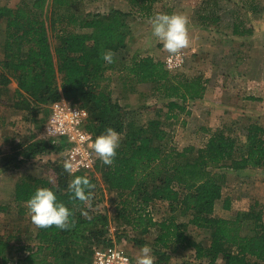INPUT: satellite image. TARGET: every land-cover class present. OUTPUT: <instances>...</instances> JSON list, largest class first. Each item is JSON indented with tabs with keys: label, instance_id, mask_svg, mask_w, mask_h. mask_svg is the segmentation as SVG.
Wrapping results in <instances>:
<instances>
[{
	"label": "trees",
	"instance_id": "trees-1",
	"mask_svg": "<svg viewBox=\"0 0 264 264\" xmlns=\"http://www.w3.org/2000/svg\"><path fill=\"white\" fill-rule=\"evenodd\" d=\"M126 1L131 7L130 12L115 9L106 14L92 13L83 17L68 12V0H35L31 8L27 4L14 9L0 6V25H4L3 31L0 30V35H4L1 85L6 88L0 90V101L15 81L17 89L12 106L27 112L31 121L42 128L49 119L51 105L65 96L74 95L82 102L78 105L88 110L87 129L94 138L108 128L120 134L121 144L114 163L106 166L98 159L95 172L102 176L109 190L133 198L131 203H122L120 219L139 229L144 236L151 229L158 231L153 245L154 264H173L167 251L193 247L197 249V259L210 257L209 264H216L220 257L224 264H264V212L258 203L235 219L214 217L227 179L221 170H264V126L257 123L248 126L247 145L239 156L236 155L237 140L222 129L212 132L203 128L210 137L197 154L193 147L181 152L172 148L167 150L163 145L167 133L161 128V113L140 128L125 132L121 116L124 110L112 93L102 87L108 73L119 64H123L121 79L132 91L139 85L156 87L155 92L168 102L169 119H177L178 113L185 111L178 101L185 104L203 100L208 82L203 76L173 74L163 61L152 56H136L131 65L126 66L123 55L131 37L127 19L134 14L150 19L155 15V6L163 0ZM62 8L65 14H61ZM199 18L204 27L219 22L214 16ZM233 32L237 36L252 34L240 22ZM108 50L114 53L111 64L102 60V54ZM39 115H42L41 119H38ZM20 146H25V142L14 150ZM51 151L62 152V146L38 140L24 151L13 153L6 161V168H19L25 159ZM21 156L24 159H20ZM94 173L72 174L64 170V164L56 163L51 166V179L27 177L15 184L13 196L18 206L26 205L37 188H50L58 200L72 210L74 222L73 227L63 231L55 227L37 228V245H22L24 254L15 264H83L91 259L95 249L93 244H99L98 247L112 245L103 240L107 234L108 216L91 211L100 189ZM75 176H84L93 185L90 206L70 199L68 186ZM159 202L168 204L172 214L162 221L153 220L149 211ZM225 208H230L229 202ZM178 210L192 213L191 222L211 232L209 247L204 248L187 236L174 219ZM246 223L253 226L250 235L242 234ZM135 242L140 246L145 244L143 239ZM9 249L13 250L14 246L1 239L0 264H11Z\"/></svg>",
	"mask_w": 264,
	"mask_h": 264
},
{
	"label": "rangeland",
	"instance_id": "rangeland-1",
	"mask_svg": "<svg viewBox=\"0 0 264 264\" xmlns=\"http://www.w3.org/2000/svg\"><path fill=\"white\" fill-rule=\"evenodd\" d=\"M35 0H0V6L16 8L27 4L32 7ZM69 13L87 16L92 13L106 14L118 9L130 12L131 7L126 0H68ZM61 9V14H65ZM185 14L189 18L190 44L181 50L185 56V63L177 75L186 77L203 76L207 82V92L203 100L188 101L185 111L178 113L179 118H170L167 101L163 100L150 84L139 85L132 91L124 85L121 75L123 64L108 73L102 82L116 103L123 109L122 120L125 122V132L140 128L161 113L160 121L167 133L163 145L167 150L193 147L196 151L203 149L210 137L203 128L214 132L216 129L225 130L237 140V156L247 145L248 126L257 123L264 126V0H163L155 6V15ZM214 16L219 22L214 26L204 27L200 18ZM129 25L131 37L125 51L124 63L130 66L134 57L152 56L163 62L171 56L163 45L152 35L149 19L138 14L130 17ZM240 22L243 28L252 31L248 36L234 34V26ZM0 30L3 31L4 25ZM4 35H0V59H2L1 45ZM0 90L6 89L1 85ZM17 83L13 81L0 101V240H8L14 246L8 250L11 264L23 255L22 245H37V227L31 222L27 205L18 206L14 200L15 184L27 177L51 179V166L56 163L64 164L61 151H51L37 155L33 159H25L19 168H6V161L13 153L24 151L29 145L38 140H46L44 128H39L31 121V115L16 110L13 105L14 92ZM5 97V98H4ZM255 98L252 100L251 98ZM65 100L81 104L78 97L69 95ZM127 113V115H126ZM173 115V114H171ZM168 116V117H167ZM29 117V118H28ZM39 115L38 119H41ZM41 125V124H40ZM25 142V146L17 147ZM22 158V156L20 157ZM227 176L223 186L222 199L216 203L214 217L235 219L238 214L247 213L258 203L264 212V170L247 169L232 171L223 169ZM99 181V191L92 203L91 211L103 212L109 218L105 228L107 234L103 240H108L123 248L135 261L142 246L136 244V239H143L144 245L152 249L158 236L156 229H151L147 235H141L139 229L128 225L118 217L126 201L131 203L133 198L122 197L120 193L111 191L102 180L100 174L94 173ZM229 202V209H226ZM123 203V204H122ZM135 206L137 205L134 203ZM131 206V204H128ZM153 220L162 221L172 214L168 204H155L151 208ZM176 222L195 243L207 248L211 244V232L206 228H198L191 220L192 213H174ZM243 235H250L253 231L251 223L244 224ZM99 244H93V249ZM143 245V246H144ZM169 250L167 254L173 264H209L210 257L197 259L195 247ZM154 256V253H153ZM156 257L154 256V261ZM216 264H224L221 257Z\"/></svg>",
	"mask_w": 264,
	"mask_h": 264
},
{
	"label": "clouds",
	"instance_id": "clouds-1",
	"mask_svg": "<svg viewBox=\"0 0 264 264\" xmlns=\"http://www.w3.org/2000/svg\"><path fill=\"white\" fill-rule=\"evenodd\" d=\"M149 24L152 35L162 43L164 50L171 56L178 55L181 50L189 46V18L185 14L158 13L149 19ZM113 57L114 53L111 50L102 54V60L107 64L113 63ZM120 144V134L108 128L105 133L95 138L91 148L104 165L111 166ZM64 170L69 173L73 171L71 161L64 162ZM92 187L93 185L86 177L75 176L68 186L70 199L90 206ZM26 205L31 222L38 229L46 230L55 227L63 231L73 227L72 210L64 202L58 200L56 193L50 188H37L26 201ZM83 214L87 216V213ZM135 264H154L150 246L144 245L140 248Z\"/></svg>",
	"mask_w": 264,
	"mask_h": 264
},
{
	"label": "built area",
	"instance_id": "built-area-1",
	"mask_svg": "<svg viewBox=\"0 0 264 264\" xmlns=\"http://www.w3.org/2000/svg\"><path fill=\"white\" fill-rule=\"evenodd\" d=\"M185 56L179 53L169 56L164 62L166 69L176 73L182 69ZM88 110L65 100L55 102L50 107V116L44 128V137L53 145L62 146L64 161L73 164L72 174L86 175L95 172L98 157L91 148L95 140L87 129ZM83 264H134L129 254L116 244L94 249L91 259Z\"/></svg>",
	"mask_w": 264,
	"mask_h": 264
}]
</instances>
